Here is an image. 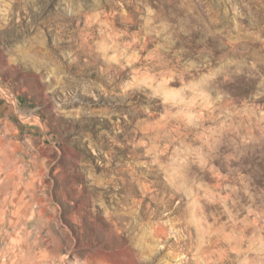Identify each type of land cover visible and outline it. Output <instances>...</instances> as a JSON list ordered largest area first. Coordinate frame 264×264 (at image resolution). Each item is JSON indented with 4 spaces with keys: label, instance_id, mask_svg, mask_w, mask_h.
Returning <instances> with one entry per match:
<instances>
[{
    "label": "rangeland",
    "instance_id": "1",
    "mask_svg": "<svg viewBox=\"0 0 264 264\" xmlns=\"http://www.w3.org/2000/svg\"><path fill=\"white\" fill-rule=\"evenodd\" d=\"M0 264H264V0H0Z\"/></svg>",
    "mask_w": 264,
    "mask_h": 264
},
{
    "label": "built area",
    "instance_id": "2",
    "mask_svg": "<svg viewBox=\"0 0 264 264\" xmlns=\"http://www.w3.org/2000/svg\"><path fill=\"white\" fill-rule=\"evenodd\" d=\"M3 134H4L5 136H9V132H8V130H4V131H3Z\"/></svg>",
    "mask_w": 264,
    "mask_h": 264
}]
</instances>
